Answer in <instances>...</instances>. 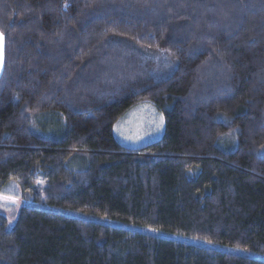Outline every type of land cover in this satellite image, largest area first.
I'll list each match as a JSON object with an SVG mask.
<instances>
[{
    "label": "trees",
    "instance_id": "16d2710c",
    "mask_svg": "<svg viewBox=\"0 0 264 264\" xmlns=\"http://www.w3.org/2000/svg\"><path fill=\"white\" fill-rule=\"evenodd\" d=\"M0 33V192L32 203L0 264H264V0H0ZM139 104L164 131L129 149Z\"/></svg>",
    "mask_w": 264,
    "mask_h": 264
},
{
    "label": "rangeland",
    "instance_id": "374dc122",
    "mask_svg": "<svg viewBox=\"0 0 264 264\" xmlns=\"http://www.w3.org/2000/svg\"><path fill=\"white\" fill-rule=\"evenodd\" d=\"M151 55L145 52L143 55L139 54L142 64H146L148 66L149 69L147 68V70H169L168 66H170V62L168 57L164 56L163 54H157L154 56L153 54ZM164 74H166V72H164ZM160 77H163L161 73ZM154 111L156 112V116L154 117H151V114L146 112L137 113L138 120L136 122L134 119L135 124H133L132 127L128 126L130 124L129 122L134 118V116L131 114L132 111H128L114 124L115 130L116 127L118 128V131L116 130V132L122 146L129 149H137L161 138L163 134L162 123H164V120L159 112H157L155 109ZM131 130H133L134 134L129 132ZM24 195L25 194L21 192L19 186L14 182H9L0 192V216L5 217L10 226L13 225L18 211L23 205H32V203L29 201V197ZM36 207L48 211L54 210L53 208H49L44 205H36ZM63 213L66 214V212Z\"/></svg>",
    "mask_w": 264,
    "mask_h": 264
},
{
    "label": "crops",
    "instance_id": "0c3cea01",
    "mask_svg": "<svg viewBox=\"0 0 264 264\" xmlns=\"http://www.w3.org/2000/svg\"><path fill=\"white\" fill-rule=\"evenodd\" d=\"M140 105V104H139ZM138 106V105H137ZM154 107L152 106V105H149V104H142V105H140V106H138V107H134L133 109H131L130 111H132L131 112V114L134 116V118L129 122L130 124L128 125V126H133V124H135L134 122L136 121L137 122V120H138V117H137V113H141V112H146V113H149V114H151V117H154V116H156V112L154 111ZM156 110V109H155ZM134 119H135V121H134ZM128 124V123H127ZM162 128H163V131H164V123H162ZM114 130H115V128L113 127V134H114V137H115V139L120 143L121 141L118 139V135H117V132H116V130L118 131V128L116 127V130H115V132H114ZM131 134H134L133 133V130H131V131H129Z\"/></svg>",
    "mask_w": 264,
    "mask_h": 264
},
{
    "label": "water",
    "instance_id": "95a60500",
    "mask_svg": "<svg viewBox=\"0 0 264 264\" xmlns=\"http://www.w3.org/2000/svg\"><path fill=\"white\" fill-rule=\"evenodd\" d=\"M4 50H5V42L3 36L0 33V78L2 76V71H3Z\"/></svg>",
    "mask_w": 264,
    "mask_h": 264
}]
</instances>
